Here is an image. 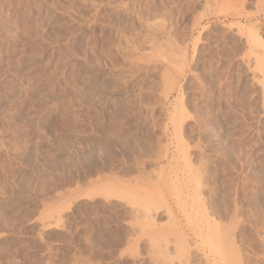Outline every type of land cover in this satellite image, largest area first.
I'll use <instances>...</instances> for the list:
<instances>
[{"label": "rangeland", "instance_id": "obj_1", "mask_svg": "<svg viewBox=\"0 0 264 264\" xmlns=\"http://www.w3.org/2000/svg\"><path fill=\"white\" fill-rule=\"evenodd\" d=\"M263 82L264 0H0V264H153L192 242L163 232L175 132L237 203L239 263L264 264ZM115 132L128 153L105 149Z\"/></svg>", "mask_w": 264, "mask_h": 264}, {"label": "bare ground", "instance_id": "obj_2", "mask_svg": "<svg viewBox=\"0 0 264 264\" xmlns=\"http://www.w3.org/2000/svg\"><path fill=\"white\" fill-rule=\"evenodd\" d=\"M92 2V1H91ZM93 3V2H92ZM135 4V3H134ZM137 8V7H136ZM145 8V7H144ZM141 9V8H140ZM84 10V9H83ZM236 10V9H235ZM123 12V11H122ZM134 12V11H133ZM148 12V11H147ZM139 14V13H138ZM116 20V19H115ZM122 20V19H121ZM148 22V21H147ZM140 23V22H139ZM237 23V22H236ZM243 24V23H242ZM117 25V24H116ZM232 25V24H231ZM171 28V27H170ZM159 30V29H158ZM164 30V29H162ZM249 31V30H248ZM247 31V32H248ZM153 33V32H152ZM156 34V33H155ZM153 36V35H152ZM249 36V35H248ZM255 37V36H254ZM153 39V38H152ZM156 40V39H154ZM158 40V39H157ZM198 40V39H197ZM139 41V40H138ZM161 41V40H160ZM165 41V40H164ZM253 41V40H252ZM162 42V41H161ZM157 43V42H156ZM139 44V43H138ZM158 44V43H157ZM136 45V44H135ZM164 45V44H163ZM139 47V46H138ZM164 47V46H163ZM249 47V46H248ZM126 48V47H125ZM160 48V47H158ZM154 51V50H153ZM195 52V50H194ZM113 54V53H112ZM161 56V55H160ZM166 56V54H165ZM183 56V55H182ZM22 57V56H21ZM162 58V57H161ZM170 59V58H169ZM184 59V58H182ZM254 59V58H253ZM162 60V59H161ZM248 60V59H247ZM177 61V60H176ZM255 61V60H254ZM173 62H175L173 60ZM90 63V62H89ZM177 64V63H175ZM254 64V63H253ZM259 64V63H258ZM31 66V65H30ZM248 66V65H247ZM141 68V67H140ZM164 70V69H163ZM84 72V71H83ZM130 73V72H129ZM169 74V73H168ZM262 76V75H261ZM119 78V77H118ZM263 79V78H262ZM170 81V79H169ZM169 83V82H168ZM171 83V82H170ZM219 83V82H218ZM264 83V82H263ZM142 86V85H141ZM136 87V86H135ZM172 87V86H171ZM141 91V90H140ZM165 92V91H164ZM137 93V92H136ZM160 95V94H159ZM166 96V95H165ZM181 99V98H180ZM129 100V99H128ZM161 101V99L159 100ZM158 101V102H159ZM176 102V101H175ZM125 101L124 104L125 105ZM107 105V104H106ZM110 107V104L107 105ZM128 106V105H127ZM112 107V106H111ZM131 107V106H129ZM177 107V106H175ZM179 107V106H178ZM125 108V107H124ZM120 109V108H119ZM116 110V109H115ZM119 111V110H117ZM123 111V110H122ZM115 112V111H114ZM120 112V111H119ZM172 112V111H171ZM117 113V112H115ZM123 113V112H122ZM125 113V112H124ZM121 114V113H120ZM133 114V113H132ZM124 115V114H122ZM122 115H120L122 117ZM89 116V115H88ZM119 116V118H120ZM125 116V115H124ZM117 117V115H116ZM187 117V116H186ZM125 118V117H123ZM147 118V117H146ZM121 119V118H120ZM116 120V118H115ZM121 121V120H119ZM118 121V122H119ZM134 121V120H133ZM146 121V120H145ZM205 121V120H204ZM170 122L173 126L174 129H178L180 126V115L179 113L173 112L171 117H170ZM117 123V122H116ZM120 123V122H119ZM137 123V122H136ZM140 123V122H139ZM168 123V122H167ZM122 123H120L121 125ZM116 125V124H115ZM119 125V124H118ZM116 125V126H118ZM119 125V126H120ZM139 126V125H138ZM170 126V124L168 125ZM107 127V126H106ZM124 128L123 126H121ZM115 129H118V127H114ZM120 128V127H119ZM121 128V129H122ZM139 128V127H138ZM126 130V129H125ZM168 130V129H167ZM117 131V130H116ZM120 131V130H118ZM123 131V130H122ZM198 131V130H197ZM96 132V131H95ZM109 132V131H108ZM107 132V133H108ZM111 132V131H110ZM116 134L113 137L111 135L109 137L105 138V144L107 147L105 148L108 150L111 146V150H113L114 146H117V144H122L123 151L127 152L128 146L130 145L129 143H132L131 137L125 138L123 133L120 135L118 132H115ZM218 133V132H217ZM126 134V133H124ZM174 134V133H173ZM130 135V134H129ZM59 136V135H58ZM106 136V135H105ZM108 136V135H107ZM143 136V135H142ZM175 145H174V150L175 154H178L179 152H182L183 156L185 157L186 163H183L184 168L182 169V182L180 183L181 185L178 186L179 184L174 183L166 185L165 188H163L162 193L165 195H174L173 197L175 198V205H179V214H176L175 211H173V206L169 207L170 214L172 215V223L169 224L168 227L164 228V233L165 235H187L191 234L194 238L191 240H182V242H178L175 245H173V251L172 253L169 252L167 246L165 245V248L159 245V249L157 250L159 254L162 256H155L152 257V262L153 264H240L239 263V258H238V248L236 246V236H238V212L236 205L228 203L227 199L228 197L226 196L225 193H223L224 190L222 188L220 189L219 186L221 187V182L217 183L216 181L211 179L206 180L204 177H208L207 175L209 174L208 166H207V159L205 157V160L203 159L201 153H199V158L202 164H206V167L202 168L201 175L199 176L192 168L188 165L186 153H185V148L182 143L180 133L175 132ZM148 137V136H147ZM152 138V137H151ZM104 138H102L103 140ZM146 139V138H145ZM148 139V138H147ZM137 140V139H136ZM150 140V138H149ZM172 140V139H171ZM190 140V139H189ZM152 141V140H151ZM199 141V140H198ZM101 141L100 143H102ZM166 142V141H165ZM174 142V141H173ZM171 142V143H173ZM197 142V141H195ZM125 143V144H124ZM135 143V142H134ZM103 144V143H102ZM119 144V145H120ZM129 144V145H128ZM133 144V143H132ZM150 144V143H149ZM153 144V143H152ZM151 144V145H152ZM185 144V143H184ZM96 145V144H95ZM154 145V144H153ZM156 145V143H155ZM162 145V144H161ZM171 145V144H170ZM200 145V144H199ZM104 146V145H103ZM131 146V145H130ZM136 146V145H135ZM150 145H148V149ZM204 146V145H203ZM105 147V146H104ZM113 147V148H112ZM145 148V146H143ZM155 147V146H154ZM187 147V146H186ZM103 148V147H102ZM116 148V147H115ZM135 148V147H134ZM101 149V148H100ZM104 149V150H105ZM131 149V147H130ZM139 148H136L135 150H138ZM156 149L155 148H152ZM165 149V148H164ZM94 150V149H93ZM103 150L102 153H105ZM118 150V149H117ZM147 150V149H146ZM145 150V151H146ZM151 150V149H150ZM188 150V148H187ZM203 150V149H202ZM101 151V150H100ZM133 151V147L131 149ZM141 151V150H140ZM138 150V152L140 153ZM90 152V151H89ZM98 152V151H97ZM111 151L107 152L110 153ZM123 152V153H124ZM130 152V151H129ZM142 152V151H141ZM92 153H95L92 151ZM101 153V154H102ZM128 153V152H127ZM133 153V152H132ZM157 153V152H156ZM190 154V153H189ZM223 154V153H222ZM100 155V154H99ZM191 155V154H190ZM91 156V155H90ZM104 156V154H103ZM106 156V155H105ZM104 156V157H105ZM109 156V155H108ZM112 156V155H111ZM144 156V155H142ZM180 156V155H179ZM198 156V155H197ZM250 156V155H249ZM88 157V156H87ZM208 157V156H207ZM81 158V157H80ZM112 158V157H111ZM89 159V158H88ZM172 159V158H171ZM209 159V158H208ZM92 160V159H90ZM177 160V159H176ZM183 160V159H182ZM189 160V159H188ZM191 160V159H190ZM36 161V160H35ZM94 161V160H93ZM92 161V162H93ZM106 161V160H105ZM149 161V160H148ZM184 161V162H185ZM86 161L85 163H87ZM191 162H193L191 160ZM195 162V161H194ZM212 162V161H211ZM91 163V162H90ZM105 163V162H104ZM177 163V162H176ZM196 163V162H195ZM93 164V163H92ZM13 165V164H12ZM91 165V164H90ZM210 165V163H209ZM15 166V165H14ZM138 166V165H137ZM171 166V165H170ZM87 167V166H86ZM202 167V165H201ZM200 167V168H201ZM214 168V167H213ZM96 169V168H95ZM16 171V170H15ZM84 171V170H83ZM91 171V170H90ZM212 171V170H211ZM180 172V173H181ZM36 173V172H35ZM208 173V174H207ZM207 174V175H206ZM58 175V174H57ZM115 175V174H114ZM175 175V174H174ZM203 175V177H202ZM205 175V176H204ZM213 176V175H212ZM204 178V179H203ZM210 178V177H209ZM47 179V178H46ZM133 179V178H132ZM181 180V179H180ZM179 180V181H180ZM53 181V180H52ZM260 181V180H259ZM9 182V181H8ZM54 182V181H53ZM14 183V182H13ZM142 183V181H141ZM220 184V185H216ZM2 185V184H1ZM262 185V184H261ZM263 186V185H262ZM12 187V186H11ZM206 188V191H203ZM92 189V188H91ZM132 189V196L133 200L135 201H144V213H145V219L150 217L149 210L147 208V203L149 202V198L153 197V192L150 189H147L146 187H141V186H133L128 188ZM260 189V188H259ZM127 193V192H126ZM172 193V194H171ZM129 194V195H130ZM228 195V194H227ZM7 196V195H6ZM70 197V196H69ZM72 197V196H71ZM227 198V199H226ZM233 198V197H232ZM264 198V197H263ZM44 199V198H43ZM67 199V198H66ZM230 199V198H229ZM173 200V199H172ZM234 200V199H233ZM237 200V199H236ZM235 200V201H236ZM108 201V200H107ZM232 201V200H230ZM264 201V200H263ZM99 203V202H98ZM67 205V204H66ZM79 205V204H78ZM174 205V207H175ZM241 208V207H240ZM5 209V208H4ZM168 211V212H169ZM172 211V212H171ZM140 212V211H139ZM151 212V210H150ZM157 212V211H156ZM155 212V213H156ZM178 212V211H177ZM102 213V212H101ZM143 213V214H144ZM111 214V213H110ZM131 214V213H130ZM246 214V213H245ZM51 215V214H50ZM115 215V214H113ZM152 215V214H151ZM169 215V216H171ZM179 215H182L184 217V220L188 223H182L181 220H177V217ZM22 216V215H21ZM8 217V216H7ZM53 218V217H52ZM143 218V216H142ZM151 218V217H150ZM149 218V219H150ZM153 218L154 215H153ZM156 219V218H155ZM152 220V218H151ZM171 221V219H170ZM15 223V222H14ZM143 224V223H142ZM141 224V225H142ZM240 224V223H239ZM127 225V224H126ZM148 225V224H147ZM158 225V224H157ZM166 226V225H165ZM260 226V225H259ZM264 227V226H263ZM10 228V227H9ZM16 228V227H15ZM98 228V227H97ZM140 228V227H139ZM253 228V227H252ZM260 228V227H259ZM19 229V228H18ZM142 229V228H141ZM134 230V229H133ZM25 231V230H24ZM22 232V231H21ZM133 232V231H132ZM264 233V231H263ZM257 234V233H256ZM177 235V236H178ZM163 238V234L160 235ZM98 237V236H97ZM158 240L161 241L159 236H157ZM166 237V236H165ZM168 237V236H167ZM179 237V236H178ZM259 237V236H258ZM89 238V237H88ZM116 238V237H115ZM151 238V236H150ZM180 238V237H179ZM182 238V236H181ZM180 238V239H181ZM244 238V237H243ZM264 238V237H263ZM87 239V238H86ZM156 239V240H157ZM170 239V238H169ZM258 239V238H257ZM100 240V239H99ZM157 240V241H158ZM86 241V240H85ZM114 241V240H113ZM155 241V240H154ZM165 241V240H164ZM166 241H168V238H166ZM264 241V240H263ZM153 243V240L150 241V243ZM191 242V243H190ZM88 243V242H87ZM155 243V242H154ZM163 243V242H162ZM248 243V242H247ZM163 244H166L165 242ZM113 245V244H112ZM116 245V244H115ZM90 246V245H89ZM92 246V245H91ZM138 246V245H137ZM264 246V245H263ZM93 247V246H92ZM108 247V246H107ZM161 247V248H160ZM90 248V247H89ZM156 246L153 248L155 249ZM158 248V247H157ZM244 248V247H243ZM249 248V247H248ZM110 249V248H109ZM77 250V249H76ZM108 250V249H107ZM156 250V249H155ZM171 250V248H170ZM259 251V250H258ZM142 253V252H141ZM126 254V253H125ZM263 254V253H262ZM136 255V254H135ZM248 255V254H247ZM29 256V255H28ZM126 256V255H125ZM200 256V257H198ZM150 257V256H149ZM159 259H156V258ZM241 257V256H240ZM244 257V256H242ZM253 257V256H252ZM85 258V257H84ZM259 259V258H258ZM37 260V259H36ZM140 260V259H139ZM261 261V260H259ZM72 262V261H71ZM98 262V261H97ZM90 263V262H89ZM137 263V262H135ZM46 264V263H45ZM86 264V263H85Z\"/></svg>", "mask_w": 264, "mask_h": 264}]
</instances>
